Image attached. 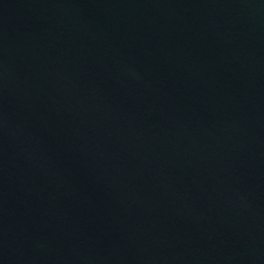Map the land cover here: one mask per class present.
<instances>
[{
	"label": "water",
	"instance_id": "water-1",
	"mask_svg": "<svg viewBox=\"0 0 264 264\" xmlns=\"http://www.w3.org/2000/svg\"><path fill=\"white\" fill-rule=\"evenodd\" d=\"M0 264H264V0H0Z\"/></svg>",
	"mask_w": 264,
	"mask_h": 264
}]
</instances>
